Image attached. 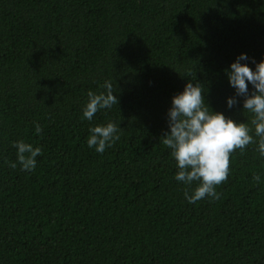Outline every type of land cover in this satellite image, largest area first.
Here are the masks:
<instances>
[{
    "label": "trees",
    "instance_id": "16d2710c",
    "mask_svg": "<svg viewBox=\"0 0 264 264\" xmlns=\"http://www.w3.org/2000/svg\"><path fill=\"white\" fill-rule=\"evenodd\" d=\"M242 53L264 60V0H0V264H264L258 145L232 153L219 199L189 203L162 143L189 80L251 127L243 97L227 105ZM105 81L119 103L82 119ZM109 122L100 154L89 129ZM18 140L41 148L34 171L6 163Z\"/></svg>",
    "mask_w": 264,
    "mask_h": 264
},
{
    "label": "clouds",
    "instance_id": "9594fccd",
    "mask_svg": "<svg viewBox=\"0 0 264 264\" xmlns=\"http://www.w3.org/2000/svg\"><path fill=\"white\" fill-rule=\"evenodd\" d=\"M248 59L246 54H240L231 63L230 70L226 69L225 72L236 91V96L228 98L227 105L232 108L238 103L236 97H243V110L252 114L251 127L249 123H237L223 113L210 110L201 86L194 85L190 80L183 92L172 98L168 110L170 131L164 134L162 143L171 150V156L176 161L178 171L175 180L189 187L197 184L191 192L187 188L184 191L189 203L206 197L210 198V202L220 198L221 193L216 191V187L228 179L231 155L236 150L243 152L247 146L257 144L259 156L264 157V60L256 63L253 58V70L241 63ZM249 84L254 89L251 94ZM102 87L105 91L99 94L88 91L82 119L91 121L99 110L110 109L119 103L111 81H105ZM89 131L87 146L100 154L120 139V127L113 122L93 126ZM35 132H42L39 123L35 124ZM13 147L17 150V161H6L9 167L14 169L19 164L22 171H34L36 158L42 154L41 148L33 147L24 140L13 142ZM260 179L258 174L253 175L257 183Z\"/></svg>",
    "mask_w": 264,
    "mask_h": 264
}]
</instances>
